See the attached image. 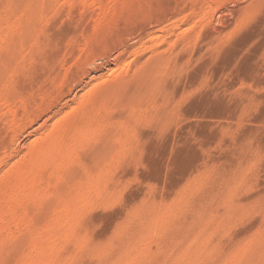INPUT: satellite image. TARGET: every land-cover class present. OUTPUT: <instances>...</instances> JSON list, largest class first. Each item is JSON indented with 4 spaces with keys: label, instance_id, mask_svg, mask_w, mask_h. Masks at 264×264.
<instances>
[{
    "label": "rangeland",
    "instance_id": "obj_1",
    "mask_svg": "<svg viewBox=\"0 0 264 264\" xmlns=\"http://www.w3.org/2000/svg\"><path fill=\"white\" fill-rule=\"evenodd\" d=\"M262 202L264 0H0V264H264Z\"/></svg>",
    "mask_w": 264,
    "mask_h": 264
},
{
    "label": "snow or ice",
    "instance_id": "obj_2",
    "mask_svg": "<svg viewBox=\"0 0 264 264\" xmlns=\"http://www.w3.org/2000/svg\"><path fill=\"white\" fill-rule=\"evenodd\" d=\"M259 213H260L261 215H264V202H262V203L260 204V206H259Z\"/></svg>",
    "mask_w": 264,
    "mask_h": 264
},
{
    "label": "bare ground",
    "instance_id": "obj_3",
    "mask_svg": "<svg viewBox=\"0 0 264 264\" xmlns=\"http://www.w3.org/2000/svg\"><path fill=\"white\" fill-rule=\"evenodd\" d=\"M156 46V45H155Z\"/></svg>",
    "mask_w": 264,
    "mask_h": 264
}]
</instances>
